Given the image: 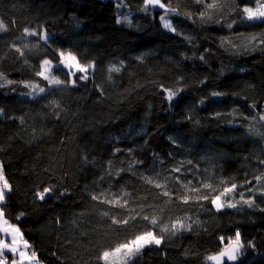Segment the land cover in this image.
Listing matches in <instances>:
<instances>
[{
    "label": "trees",
    "instance_id": "1",
    "mask_svg": "<svg viewBox=\"0 0 264 264\" xmlns=\"http://www.w3.org/2000/svg\"><path fill=\"white\" fill-rule=\"evenodd\" d=\"M161 2L180 13L167 16L175 31L163 26L165 11H144V0H0V166L12 187L3 207L43 264H103V250L148 230L161 244L130 264H213L206 257L237 230L242 254L227 264H264V179L255 180L264 176V22L241 19L256 0H219L203 19L212 0ZM25 29L46 33L47 42ZM61 51L94 64L87 79L69 74ZM45 59L64 83L37 75ZM25 83L46 91L29 95ZM177 89L169 101L166 90ZM189 181L217 191L237 184L226 198L237 206L217 210L195 198ZM123 192L127 208L91 198ZM186 194L193 199L183 203ZM137 213L128 225L112 224V216ZM178 218L191 228L161 232Z\"/></svg>",
    "mask_w": 264,
    "mask_h": 264
},
{
    "label": "snow or ice",
    "instance_id": "2",
    "mask_svg": "<svg viewBox=\"0 0 264 264\" xmlns=\"http://www.w3.org/2000/svg\"><path fill=\"white\" fill-rule=\"evenodd\" d=\"M205 2V0H197V3ZM149 6L165 9V15L161 17L163 21V26L166 29L171 31H175L171 21H169L166 17L169 14L179 15L180 13L176 8H169L165 3H162L161 0H144V11L149 10ZM219 6V0H212L211 3H206L205 11L201 12L200 16L203 19L209 10L215 9ZM243 15L241 19L247 20L249 22L253 21H261L264 22V0H256L255 7L244 6L241 9ZM190 15V14H189ZM127 20V17L124 18ZM121 20H117V23H121ZM236 23L235 20L232 23L228 24V27L231 28L233 24ZM0 31H6V26L0 22ZM25 33L27 35H40V39L47 42L48 36L46 33L39 34L35 31H29L25 29ZM255 39V37H253ZM20 51V49H16ZM21 55L23 53L21 52ZM61 57V64L64 68L70 70V75H75L76 73L71 71V69H75L80 73H84L85 75L81 76L80 79L84 80L87 79V72L89 69L94 68V64H87L82 65L78 60L77 57L72 54L71 52L65 53L61 51L59 53ZM203 59V57H201ZM53 64L50 60H43L41 64V71L37 72V75L43 78L44 80L48 81L49 86L52 85H60L64 83V81L58 79L57 77L51 75V69L53 68ZM111 72H119L120 68L111 65L108 69ZM8 83H12L8 81ZM72 84H75V81H71ZM2 86V85H0ZM25 87H29L32 89V92L29 95H39L44 93L46 89L44 87H40L38 84H28L25 83ZM167 91V99L169 101L173 100V98L178 94L180 91L177 89L176 91L166 90ZM222 93L214 92L212 96H220ZM203 103V101H201ZM259 120L264 121V114L259 115ZM191 164V161H188ZM264 163V161H261ZM172 172H181V167L171 169ZM264 179V176H256L255 180L260 182ZM178 183H181L180 177H176ZM145 182L149 184H153L154 187L162 189V195L167 196L171 199L172 193L167 189L166 185L157 182L155 178L146 177ZM246 183H251L250 181H246ZM221 185H225L226 181L221 180ZM189 189L190 192L196 193L195 198L198 200H209L211 204L217 209L220 210L223 207H236V203H233L231 200L226 199L232 193H234L238 187L237 184L232 183L230 186H224L222 191H217V188L213 186L212 183H203L200 188L193 187L192 182L189 181L187 185H185ZM201 188L210 190L209 193L201 194ZM54 190V186L52 187H44L42 191H37L36 198L40 200H44L46 196L52 193ZM12 191V187L9 184L8 180L6 179L3 168L0 166V264H6L7 257L5 256V251L12 253L13 259L11 264H40V261L37 258V253L34 250H31V245L27 240L24 239L23 233L21 232L20 228L16 224H12L5 216L4 207L3 205L6 202V195ZM248 191H253V189L249 188ZM64 193H61L63 195ZM264 194V193H262ZM108 193H99L93 194L92 200L98 201L100 203L108 204L112 207H120V208H127L128 207V200L124 199L129 194L127 192H123L122 194L115 196L114 198H109ZM241 201L244 204L251 206L254 203L252 198L245 199L244 193H240ZM183 203H188L191 199H193L190 195H183L180 197ZM239 202V201H238ZM24 213H20L19 216L16 217L17 220L23 216ZM103 216H108L109 213L107 211L102 213ZM139 216V213L136 215H130L125 218H117L116 216H112V224L114 225H128L130 221L136 220ZM144 220H148L153 226L158 224L156 217H148L144 216ZM191 225H185L181 219H177L171 223V225H165L161 228V232H168L171 231L174 235L176 232L183 230V229H190ZM10 238V243L8 242ZM163 237L157 235L154 231L148 230L142 233H139L134 236V238L128 239L124 242L118 243L114 247L110 249H105L102 251L101 255L97 258L99 261H102L103 264H130L133 257L137 256L141 253L142 249L148 245L155 244L160 245L162 242ZM221 242H224V238H220ZM251 243V242H250ZM243 248V244L240 238L239 230L236 231L235 238L229 239L227 244L219 251L217 254L209 255L206 257L207 261L213 262V264H227V262H234L237 260L238 256H240L241 249ZM18 257V258H17Z\"/></svg>",
    "mask_w": 264,
    "mask_h": 264
},
{
    "label": "crops",
    "instance_id": "3",
    "mask_svg": "<svg viewBox=\"0 0 264 264\" xmlns=\"http://www.w3.org/2000/svg\"><path fill=\"white\" fill-rule=\"evenodd\" d=\"M8 242L10 243V239L8 240ZM10 252H8V251H6V253H5V256H7V255H9L10 257L8 258V260L10 261V264H11V261H12V259H13V255H12V253H10ZM18 258V257H17Z\"/></svg>",
    "mask_w": 264,
    "mask_h": 264
},
{
    "label": "water",
    "instance_id": "4",
    "mask_svg": "<svg viewBox=\"0 0 264 264\" xmlns=\"http://www.w3.org/2000/svg\"><path fill=\"white\" fill-rule=\"evenodd\" d=\"M149 7H150L152 10H154V11H158V12L165 11V9L159 8L158 6H156V7L149 6Z\"/></svg>",
    "mask_w": 264,
    "mask_h": 264
},
{
    "label": "rangeland",
    "instance_id": "5",
    "mask_svg": "<svg viewBox=\"0 0 264 264\" xmlns=\"http://www.w3.org/2000/svg\"><path fill=\"white\" fill-rule=\"evenodd\" d=\"M168 20H169V18L168 17H166ZM10 239V238H9ZM7 251V250H6ZM6 251H5V253H6ZM10 254V253H9ZM7 257V261H6V264H10V261L8 260V257H10V256H6Z\"/></svg>",
    "mask_w": 264,
    "mask_h": 264
},
{
    "label": "built area",
    "instance_id": "6",
    "mask_svg": "<svg viewBox=\"0 0 264 264\" xmlns=\"http://www.w3.org/2000/svg\"><path fill=\"white\" fill-rule=\"evenodd\" d=\"M39 260V259H38ZM40 261V260H39ZM40 264H43L41 261H40Z\"/></svg>",
    "mask_w": 264,
    "mask_h": 264
}]
</instances>
